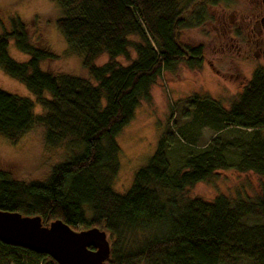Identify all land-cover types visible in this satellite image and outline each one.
<instances>
[{
  "label": "trees",
  "instance_id": "16d2710c",
  "mask_svg": "<svg viewBox=\"0 0 264 264\" xmlns=\"http://www.w3.org/2000/svg\"><path fill=\"white\" fill-rule=\"evenodd\" d=\"M55 1L64 11L55 26L68 50L81 53L90 79L43 71L40 61L55 56L29 43L26 24L12 18L9 31L0 34V68L26 86L43 114L33 113L29 98L0 89V135L15 143L37 122L48 147L67 143L78 151L55 165L43 183L7 179L0 171V210L39 216L43 225L60 219L74 230H104L106 264H264V191L252 200L185 195L216 170L264 176L263 66L253 69L223 113L218 100L204 99L216 132L231 127L245 135L225 139L217 133L174 171L166 156L169 136H160L129 188L120 194L111 187L118 170L116 135L161 73L179 63L201 67L202 46L183 44L181 30L201 25L208 9L226 0ZM9 39L27 61L9 56ZM103 53L109 59L95 65ZM118 56L129 63H117ZM231 150L237 152L234 161L227 158ZM45 256L0 241V264H39Z\"/></svg>",
  "mask_w": 264,
  "mask_h": 264
},
{
  "label": "rangeland",
  "instance_id": "374dc122",
  "mask_svg": "<svg viewBox=\"0 0 264 264\" xmlns=\"http://www.w3.org/2000/svg\"><path fill=\"white\" fill-rule=\"evenodd\" d=\"M63 14L55 0H0V34L9 31L10 20L18 17L26 24L27 41L55 56L40 61L43 71L90 79L82 65L81 53L68 50L67 42L55 26V20ZM180 41L189 46H202V65L190 69L179 63L172 71L161 73L150 86L149 98L139 103L133 118L116 135L118 170L111 187L117 193L123 194L129 188L134 172L146 164L160 136H169L166 156L169 170L174 171L182 167L189 153L205 146L217 133L225 139L245 135L231 127L216 132L204 99L218 100L221 106L217 107L218 113H223L236 101L253 69L259 65L264 67V0L222 1L208 9L201 25L181 30ZM6 49L17 62L29 58L15 47L13 39H9ZM130 56L133 58L135 54L130 52ZM108 59L103 53L93 62L102 65ZM115 61L121 65L129 63L123 56L116 57ZM0 89L29 98L33 102V113L43 114L41 104L26 86L1 68ZM43 95L49 96L47 92ZM194 95L199 99L194 100ZM44 131V127L35 122L15 143L0 135V171L5 178L43 183L55 165L67 161L78 151V145L67 143L48 147ZM236 155L237 152L231 150L227 158L234 161ZM263 191L264 176L227 168L216 170L205 180L187 187L185 195L206 200L219 195L252 200ZM39 264L57 263L46 255ZM241 264L251 263L241 259Z\"/></svg>",
  "mask_w": 264,
  "mask_h": 264
},
{
  "label": "water",
  "instance_id": "95a60500",
  "mask_svg": "<svg viewBox=\"0 0 264 264\" xmlns=\"http://www.w3.org/2000/svg\"><path fill=\"white\" fill-rule=\"evenodd\" d=\"M0 241L50 256L57 264H106L109 241L104 230H74L60 219L43 225L39 216L0 210Z\"/></svg>",
  "mask_w": 264,
  "mask_h": 264
}]
</instances>
